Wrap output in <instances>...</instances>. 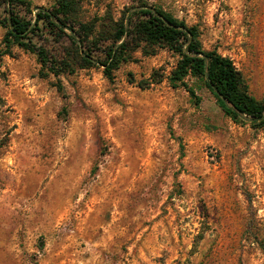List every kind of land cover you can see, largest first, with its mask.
I'll return each mask as SVG.
<instances>
[{
	"label": "rangeland",
	"instance_id": "obj_1",
	"mask_svg": "<svg viewBox=\"0 0 264 264\" xmlns=\"http://www.w3.org/2000/svg\"><path fill=\"white\" fill-rule=\"evenodd\" d=\"M78 1L83 22L161 7L264 96V0ZM4 34L0 264H264V130L232 122L199 79L198 101L166 78L141 88L175 66L168 49L135 52L112 80L99 66L54 77Z\"/></svg>",
	"mask_w": 264,
	"mask_h": 264
},
{
	"label": "trees",
	"instance_id": "obj_2",
	"mask_svg": "<svg viewBox=\"0 0 264 264\" xmlns=\"http://www.w3.org/2000/svg\"><path fill=\"white\" fill-rule=\"evenodd\" d=\"M79 10L78 0H57L48 9H32L25 0H0L5 49L17 46L35 55L46 75L99 66L108 80L135 52L150 56L168 49L178 57L175 66L166 77L161 69L153 70L149 79L139 82L141 88L166 78L171 88H183L198 101L186 79H199L232 122L264 130V96L256 99L248 92L228 57L202 47L197 26L144 2L123 9L117 19L83 22ZM46 39L58 46V53L42 44Z\"/></svg>",
	"mask_w": 264,
	"mask_h": 264
}]
</instances>
